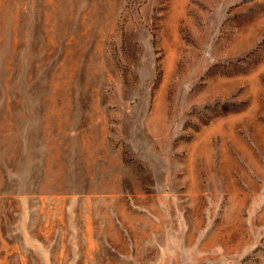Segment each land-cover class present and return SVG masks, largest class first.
Wrapping results in <instances>:
<instances>
[{"label": "rangeland", "instance_id": "374dc122", "mask_svg": "<svg viewBox=\"0 0 264 264\" xmlns=\"http://www.w3.org/2000/svg\"><path fill=\"white\" fill-rule=\"evenodd\" d=\"M0 264H264V0H0Z\"/></svg>", "mask_w": 264, "mask_h": 264}]
</instances>
